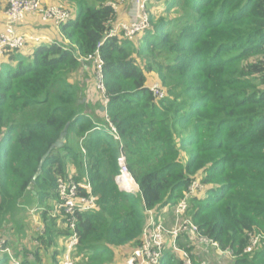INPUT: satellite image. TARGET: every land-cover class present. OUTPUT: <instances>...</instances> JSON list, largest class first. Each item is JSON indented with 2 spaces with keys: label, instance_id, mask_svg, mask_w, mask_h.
<instances>
[{
  "label": "trees",
  "instance_id": "1",
  "mask_svg": "<svg viewBox=\"0 0 264 264\" xmlns=\"http://www.w3.org/2000/svg\"><path fill=\"white\" fill-rule=\"evenodd\" d=\"M65 1L77 11L61 27L69 44L11 52L0 65V264H60L71 232L56 211L59 179L89 182L98 203L78 216L74 264H115L140 246L146 212L162 217L197 181L206 189L186 215L201 236L232 264H264V0H163L134 40H105L120 0ZM98 50L119 141L100 101L83 103L84 59ZM122 154L137 195L115 182ZM27 206L44 233L28 231ZM178 244L193 264L217 253L189 237ZM160 264L184 261L168 248Z\"/></svg>",
  "mask_w": 264,
  "mask_h": 264
},
{
  "label": "built area",
  "instance_id": "2",
  "mask_svg": "<svg viewBox=\"0 0 264 264\" xmlns=\"http://www.w3.org/2000/svg\"><path fill=\"white\" fill-rule=\"evenodd\" d=\"M154 0H134L133 11L129 21H118L112 24L105 40L123 36L126 39L134 40L139 34L143 33L150 27V14L148 11L149 3ZM116 12L118 7L116 4H110ZM39 14L44 24L53 25L61 28L74 19V14L62 5H45V0H7L6 18L3 32L0 34V65L6 55L15 51H23L29 45H41L45 42L42 37L22 34L18 32V27L22 25L27 16ZM64 36V35H63ZM65 38V36H64ZM70 42L65 38V44ZM84 62L92 64L94 72V91L95 98L98 99L105 109L104 118L108 122V131L119 141L116 128L109 122L106 112L109 99L106 95V88L103 76V60L100 57L99 50L92 56L84 59ZM151 91L156 98L162 99L165 96V90L159 82H153ZM84 154L85 151L83 150ZM120 174L115 178V182L120 191L137 195L140 192L139 185L131 175L125 155H121L119 159ZM205 186L200 182H194L190 188V193L175 207L172 208L173 225H168L162 217L152 211H147L148 221L143 231L142 242L139 247L127 254L124 264H160L166 249L170 248L173 253L179 255L184 264H193L191 254L181 248L178 242L189 237L193 243L202 246L211 247L220 254H225L219 249V245L201 236L198 227L187 217L188 200L205 191ZM82 190L87 194L81 193ZM58 192L60 202L56 206L58 214L64 213L67 219V227L71 234L66 242V249L60 261V264H74L73 256L76 252L80 237L77 232V223L79 214L95 211L98 208L97 198L92 193V186L88 182L86 184L77 183L70 179H59ZM166 210L165 213H168ZM261 237H252L250 246L246 249L247 253L252 252L259 244ZM3 243L0 244V247ZM193 245V244H191ZM230 258L232 254L226 253ZM225 254V255H226ZM12 264H19L13 261Z\"/></svg>",
  "mask_w": 264,
  "mask_h": 264
},
{
  "label": "crops",
  "instance_id": "3",
  "mask_svg": "<svg viewBox=\"0 0 264 264\" xmlns=\"http://www.w3.org/2000/svg\"><path fill=\"white\" fill-rule=\"evenodd\" d=\"M45 5H62V6L64 5L69 8L71 7L73 8V10H75V8L71 6L70 4H68V2H66L65 0H45ZM132 9H133L132 3L131 5H128L122 2L120 6L118 7V11H117L118 18L116 22L129 21L131 18ZM6 10H7V0H0V34L3 32V29H4ZM18 32L22 34L32 35L35 37H42L45 40L43 44L65 43V38L63 36L61 28L58 29L54 27L53 25L44 24L39 14L27 16L25 22L18 27ZM37 47L38 45H33V44L29 45L28 49L25 52V55L26 56L32 55L33 51ZM5 61L6 60L4 59L3 62ZM83 69L85 71L84 73H81L80 78H84L85 76L87 77L86 79L87 83L85 84V87H84L86 98L84 100L85 102H89V104L92 105V103H94L93 101L96 100L95 91H94V77L92 75L93 70H92V67H90V65L88 64H86ZM96 113L99 115L100 114L102 115V110ZM169 213L170 211H168V213H165L164 216H169L170 215ZM196 253L197 254L201 253V251L197 249ZM119 258L120 257H117L115 264H120V262L123 260L122 258H120L121 260H119ZM126 258H127V255H126ZM126 258L124 259V262L121 264L125 263Z\"/></svg>",
  "mask_w": 264,
  "mask_h": 264
},
{
  "label": "rangeland",
  "instance_id": "4",
  "mask_svg": "<svg viewBox=\"0 0 264 264\" xmlns=\"http://www.w3.org/2000/svg\"><path fill=\"white\" fill-rule=\"evenodd\" d=\"M134 0H120V1H118V2H111V3H113V4H116V6L117 7H119L120 6V4L122 3V2H124L125 4H128V5H131V3L133 4L134 2H133ZM120 2V3H119ZM157 2V3H156ZM163 0H154L153 2H151V3H149V5H148V9L149 10H151V8L153 7V9H155V11H158V10H160L161 8L160 7H163ZM110 3V4H111ZM64 6V5H63ZM66 7V6H65ZM68 8V7H67ZM69 9V8H68ZM70 10H71V12L75 15L76 13H77V11L76 10H73V9H71V7H70ZM132 11H133V9H132ZM132 11H131V13H132ZM26 49H28V48H26ZM25 205V204H24ZM26 209V213H23V215H21L22 216V220L25 222V225L26 226H28L29 227V230L28 231H31L32 230V232H33V235H34V233H39V234H42V233H44V230H43V227L42 226H40L39 225V220H38V214H37V209L35 208V207H26L25 208ZM25 209H21V211L22 210H25ZM170 215L169 216H164V215H162V219L167 223L168 222V225L170 226V225H173V214H172V211H170V213H169ZM36 230H37V232H36ZM201 247V246H200ZM209 250H211V251H213L212 250V248L211 249H209ZM216 251V250H215ZM217 252V254H220L218 251H216ZM205 252H203L202 254H204ZM124 253H122V255H123ZM198 254H201V253H198ZM216 253L214 252H211L210 253V255L208 256V254L207 255H202L203 257H199L200 258V260L202 259V262L204 263V264H206V263H209L210 261H209V259L208 258H213L215 261H221L220 262V264H232L230 261H232V258H227V257H225V256H223L224 254H220L221 255V257L220 256H217V255H215ZM122 255H119V257L120 258H122L123 260L120 262V264L121 263H123L124 262V259L126 258V254H125V256L124 257H122ZM40 258L42 259V262H45L46 263V260H47V255H46V253H43V252H41V254H40ZM119 258V260H121ZM193 260V259H192ZM230 260V261H229ZM212 264V263H211Z\"/></svg>",
  "mask_w": 264,
  "mask_h": 264
},
{
  "label": "water",
  "instance_id": "5",
  "mask_svg": "<svg viewBox=\"0 0 264 264\" xmlns=\"http://www.w3.org/2000/svg\"><path fill=\"white\" fill-rule=\"evenodd\" d=\"M85 102V100H83V103ZM103 112H104V108L101 109ZM64 141H65V135H63L61 137V139L54 145V147H52L51 150L55 149V148H61L64 144ZM46 158V157H45ZM45 158L43 160H45ZM39 176V174L36 176V178Z\"/></svg>",
  "mask_w": 264,
  "mask_h": 264
}]
</instances>
